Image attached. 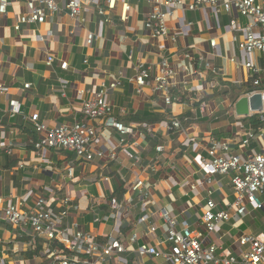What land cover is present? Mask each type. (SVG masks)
<instances>
[{"label": "crops", "instance_id": "1", "mask_svg": "<svg viewBox=\"0 0 264 264\" xmlns=\"http://www.w3.org/2000/svg\"><path fill=\"white\" fill-rule=\"evenodd\" d=\"M125 1L131 6L126 22L121 20L123 4L118 2L110 9L108 0L85 10L80 21L61 10L43 24H23L20 30L16 25L27 12L24 1L12 0L8 14H0V87L8 89L0 93V197L4 199L0 264L43 263L42 257L30 260L25 254L30 234L14 230L3 217L2 208L9 202L22 203L31 192L26 202L29 207H34L38 197L54 205L71 197L79 208L69 217L76 230L99 242L112 236L124 244L126 251L106 264H166L161 257L139 253L144 245L169 252L163 212L177 218L178 231L185 224L203 231L209 200L221 210L231 208L235 201L230 177H209L202 168L208 140H231L233 152L245 157L264 152V129L255 131L250 146L242 144L250 127L236 115L230 95L225 94L229 85H247L252 77L233 59L252 60L264 69L259 54L251 57L238 47L248 20L236 10L229 15L209 7L194 12L178 9L167 18L168 35L155 38L145 26L152 6L140 0ZM257 2L264 6V0ZM59 5L62 8V1ZM233 19L239 30L231 27ZM90 34L96 37L91 45ZM212 40L216 47L211 46ZM48 56L55 58L52 66L47 65ZM164 58L174 72L172 105L165 103L162 94L154 93V82L140 93L132 83L140 64L153 66L152 75L156 76ZM63 63H68L67 70L62 69ZM116 80L120 85L108 94L115 117L126 126L137 128L145 123L152 129L153 136H136L138 149L123 146L115 129L98 124L104 156L92 162L79 161L65 150L35 148L41 136L31 121L34 115L51 128L71 127L83 120V100L97 93L102 84L109 86ZM10 101L20 104L16 117L9 114ZM147 116L160 117V121H131ZM173 118L184 119L188 133L196 138L190 147L183 145L184 138L169 132ZM111 145L115 147L114 160L110 158ZM158 145H165L164 153H157ZM73 164L74 177L70 179L67 170ZM137 179L147 185L142 193L128 190ZM259 200L261 210L250 209L247 203L245 216H233L219 234L202 239L205 246H218L219 264L230 257L243 264L246 249L238 244L243 235L264 241V197ZM145 214L150 215L149 220L140 223ZM133 236L137 237L135 243L130 242ZM82 261L101 264L86 258Z\"/></svg>", "mask_w": 264, "mask_h": 264}, {"label": "built area", "instance_id": "2", "mask_svg": "<svg viewBox=\"0 0 264 264\" xmlns=\"http://www.w3.org/2000/svg\"><path fill=\"white\" fill-rule=\"evenodd\" d=\"M27 6V12L19 19L16 29L20 30L23 24H43L47 18L54 16L61 10L74 20L80 21L83 12L93 6H97L103 0H21ZM62 1V8L59 5ZM152 6L148 14L145 26L152 37H166L168 35L167 18L178 9H185L194 12L198 9L209 7L213 11H221L231 15L234 10L248 20V25L244 28V38L239 41L240 51L251 57L259 54L264 61V6L257 0H140ZM122 5V22L129 18L128 13L131 6L125 0H108V7L114 9L116 4ZM12 0H0V14H8V9ZM231 27L239 30V23L236 19L231 21ZM42 40V38H40ZM96 37L93 34L88 36V44H92ZM216 40H212L211 46L216 47ZM55 62L53 56H48L47 65L52 66ZM232 62L240 65L252 76L253 86L259 88L263 81L264 69H261L252 60L240 62L233 59ZM2 61L0 60V66ZM210 67V65H208ZM62 69H68V63L62 64ZM153 66L140 64L137 68V74L132 80L137 87L138 92L152 86L154 82V93H160L165 99L167 105L174 103V72L169 62L164 58L157 66V75L153 76ZM120 85V80H116L111 85L102 84L97 93L92 94L89 99L82 102L81 114L83 120L77 121L73 126L66 125L58 127H48L40 121L38 114L31 118L35 132L41 138L34 144L37 150L60 149L72 152L76 159L82 162H92L96 157H103L104 153L100 149L102 138L98 126L105 129H115L121 135V144L137 148L136 136H153L152 129L148 124H141L137 128L126 126L115 117L114 106L108 100V94L111 90ZM26 85L25 88H29ZM8 89L0 87V93H7ZM262 93L264 91H257ZM9 114L16 117L20 114V104L17 101H10ZM263 114V113H262ZM245 131V127L242 126ZM171 133H175L184 138L183 145L190 147L196 142V138L188 133L182 120L173 118L168 126ZM261 130V129H260ZM243 131V132H244ZM255 131L249 128L246 132V139L242 144L250 146L251 141L256 138ZM231 140L209 139L208 147L205 149L206 155L202 157V168L209 177L229 176L235 196V201L231 208L221 210L218 205L209 200L205 206L202 222L204 229L191 230L185 224L182 230L176 229L178 220L175 216L163 212V218L168 225L166 243L169 252H161L155 247L140 246V255H150L161 257L166 264H219L222 260L217 256L218 246L211 244L205 246L202 239L217 235L222 231L223 225L230 221L233 216H245L247 203L253 205L256 210H261L263 204L259 196L264 197V152L254 153L251 157H245L233 152ZM110 158L115 159V147L111 145ZM138 149V148H137ZM165 145H158L156 151L158 154L165 152ZM67 176L70 179L74 177V164L67 170ZM107 181V179H106ZM147 188L145 182L137 179L129 184L128 190L134 192H143ZM195 189V187H193ZM32 192L22 202L14 204L9 202L4 208L3 217L5 222L14 230L21 234H30L31 242L29 247L35 246L37 241H44V255L48 254L53 244L62 246L60 251H54L49 257L51 261L48 264H83L82 259L95 260L98 263L106 264L115 255L123 254L126 247L118 239L108 237L106 242H99L94 236L88 233L80 232L69 222L72 211L79 208L71 197L63 198L58 205L51 204L45 197H38L34 207L26 205ZM4 204V199L0 197V208ZM116 206V202H113ZM150 215L145 214L140 223L149 220ZM155 229L152 228L151 232ZM137 237L133 236L130 240L135 243ZM241 248H245L242 255L243 264H264V241L253 236L245 234L239 240ZM86 263H89L88 261ZM225 264H238L237 258L230 257L224 261Z\"/></svg>", "mask_w": 264, "mask_h": 264}, {"label": "trees", "instance_id": "3", "mask_svg": "<svg viewBox=\"0 0 264 264\" xmlns=\"http://www.w3.org/2000/svg\"><path fill=\"white\" fill-rule=\"evenodd\" d=\"M256 78V76H252L250 79L249 84L242 85V86H236V85H229V89L225 91V94L230 95L233 105H235L241 98L251 96L255 94L257 91H264V83L259 88H255L253 86V80ZM241 121H244L251 129L254 131H258L260 129H264V113L263 114H254L247 118H241ZM184 123V119H181ZM131 121L135 122H147V123H156L160 121V117H154V116H147V117H134L131 119ZM44 241H37V244L35 246H31L28 248L27 252L25 253L30 260H34L37 257H42L43 263L42 264H48L51 261V258L49 257L51 254H53L54 251H60L62 249V246L58 244L52 245V250L44 255Z\"/></svg>", "mask_w": 264, "mask_h": 264}, {"label": "water", "instance_id": "4", "mask_svg": "<svg viewBox=\"0 0 264 264\" xmlns=\"http://www.w3.org/2000/svg\"><path fill=\"white\" fill-rule=\"evenodd\" d=\"M235 113L240 118H247L254 114L264 113V94L255 93L241 98L235 104Z\"/></svg>", "mask_w": 264, "mask_h": 264}, {"label": "rangeland", "instance_id": "5", "mask_svg": "<svg viewBox=\"0 0 264 264\" xmlns=\"http://www.w3.org/2000/svg\"><path fill=\"white\" fill-rule=\"evenodd\" d=\"M249 208H250V209H252V208L254 209V206H253V205H250V207H249Z\"/></svg>", "mask_w": 264, "mask_h": 264}]
</instances>
